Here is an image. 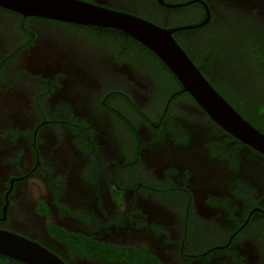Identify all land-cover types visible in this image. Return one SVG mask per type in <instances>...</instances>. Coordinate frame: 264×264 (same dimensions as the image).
Here are the masks:
<instances>
[{
	"label": "flooded vegetation",
	"instance_id": "flooded-vegetation-1",
	"mask_svg": "<svg viewBox=\"0 0 264 264\" xmlns=\"http://www.w3.org/2000/svg\"><path fill=\"white\" fill-rule=\"evenodd\" d=\"M81 1L175 31L264 135V0ZM0 229L65 264H264V154L128 35L0 8Z\"/></svg>",
	"mask_w": 264,
	"mask_h": 264
},
{
	"label": "water",
	"instance_id": "water-1",
	"mask_svg": "<svg viewBox=\"0 0 264 264\" xmlns=\"http://www.w3.org/2000/svg\"><path fill=\"white\" fill-rule=\"evenodd\" d=\"M0 8L24 18L112 29L128 35L164 62L185 91L219 126L264 154V135L245 122L205 79L173 38L175 31L163 30L129 14L81 0H0ZM0 256L22 264H65L39 244L2 229Z\"/></svg>",
	"mask_w": 264,
	"mask_h": 264
},
{
	"label": "trees",
	"instance_id": "trees-1",
	"mask_svg": "<svg viewBox=\"0 0 264 264\" xmlns=\"http://www.w3.org/2000/svg\"><path fill=\"white\" fill-rule=\"evenodd\" d=\"M0 264H22L9 258L0 256Z\"/></svg>",
	"mask_w": 264,
	"mask_h": 264
}]
</instances>
